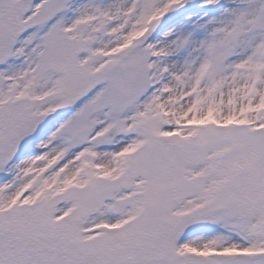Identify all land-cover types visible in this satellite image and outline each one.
Segmentation results:
<instances>
[{"label":"snow or ice","instance_id":"snow-or-ice-1","mask_svg":"<svg viewBox=\"0 0 264 264\" xmlns=\"http://www.w3.org/2000/svg\"><path fill=\"white\" fill-rule=\"evenodd\" d=\"M0 264H264V0H0Z\"/></svg>","mask_w":264,"mask_h":264}]
</instances>
